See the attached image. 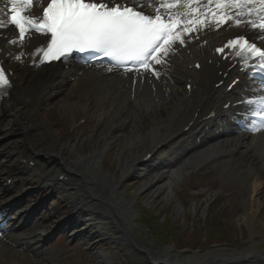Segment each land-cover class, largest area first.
I'll use <instances>...</instances> for the list:
<instances>
[{"label": "bare ground", "instance_id": "bare-ground-1", "mask_svg": "<svg viewBox=\"0 0 264 264\" xmlns=\"http://www.w3.org/2000/svg\"><path fill=\"white\" fill-rule=\"evenodd\" d=\"M44 1L33 0V5L27 7L28 11L33 13L34 7ZM0 9L4 11L7 9L6 1H0ZM257 32H259L258 29L237 27L234 22L216 27L211 20H206L205 26L199 27L198 31L186 34L187 45H180L178 41L176 42L169 62L161 66L162 77L157 80L147 75V79L143 78L140 82L143 75L137 76L135 73L129 74L122 71L108 72L100 67L78 69L70 64L62 69L57 67L54 71L59 74L51 78L52 85L55 86L57 92L63 88L68 91V94L80 93L79 99L87 98L89 102L79 100L75 101V105L97 110L98 122L103 114L108 115V118L104 120L105 124L86 137L91 149L88 157L84 155L68 157L66 153L73 152L74 146L68 142H60L58 138H54L46 145V139L42 137V129L47 128L39 114L49 99L48 85L45 84L48 80L38 76L39 96L33 102L25 94L23 83L34 81L35 74H32L30 66L25 65L21 73L17 70L13 72L11 89L2 104L0 152L11 147L20 154L24 153L33 157L36 154L41 155L43 150L47 149L49 152L47 162L52 161L46 164L50 165L47 167L52 169L59 166L61 171L72 170L70 166L74 163H84L86 173L89 174H86L84 181L77 184L76 188L79 186L83 188L85 195L81 198L89 199L92 195H96L97 200L100 201L94 202L100 213L97 212L93 216L96 217L95 219L88 218L94 222L91 223V230L102 234L104 233L102 222H114L118 234L116 240L114 239L115 242L123 244L129 249L128 251L138 246L141 257L139 264H264V249L259 250V245L264 239V130L255 138L243 134L238 136L231 133L217 134L223 131V123L220 120L208 129L215 120L201 119L204 111L211 106L209 103L217 104L219 100L227 96V93L210 86V79L213 76L206 72V65L201 71L191 72L186 68V65L192 63L195 57L206 55V49L212 44L230 35L251 36ZM0 37L1 44V39L4 41L1 30ZM203 40L205 43L197 46ZM37 41L42 46L45 43L42 37L29 40L31 43ZM120 72L124 76L119 75ZM164 72L167 77L163 76ZM19 74L20 79H15V76ZM74 75L79 77L69 86V78ZM174 75L192 79L196 87L191 96L187 97L183 86L171 78ZM125 76L128 79L136 77L135 80L138 82L133 84V79L124 80ZM65 87L68 88L64 89ZM203 95H207L204 103L201 102ZM198 106L200 110L192 127H200L199 130L183 132L184 125L178 126L188 121ZM216 117L220 119L219 115ZM126 123L130 124L128 129L124 127ZM17 131L22 133L24 139H22L23 145L19 147L4 140L5 136ZM53 133L56 137V132ZM201 133L205 140L195 148L190 138H195ZM109 148L116 152V157L120 161L121 174L118 178L102 170L99 164ZM193 151L197 152L191 154ZM147 153L151 155L144 160L143 157ZM209 161L214 162L217 169L227 177L237 178L246 185L249 184V179L253 180L249 186L253 187L254 192L243 200L242 209L237 214V218L242 221V228L248 232L249 248L234 254L216 252L213 255L178 257L174 251L170 252L168 249L160 252L155 247L144 246L140 243H134L135 246L125 245L126 238L132 240L130 230L136 223L138 212L134 208L135 198L129 199L124 194L125 189L128 188H124V183L134 180L133 184H137L138 189L146 188L153 195L161 193L170 199L172 186L184 171L199 168ZM23 165V163L20 165L21 170L16 169L10 175L22 176L21 174L25 173L23 170H26ZM32 170L28 168L27 172ZM49 182L51 180H48V184ZM104 188L109 190L108 195L101 194ZM97 190L99 194L94 193ZM255 194L258 195L257 198ZM113 214H117L118 218L112 220ZM78 220L82 221L81 218ZM257 238L260 240L257 241ZM5 239L19 242L20 245L24 243L28 244L27 246L35 245L33 236L25 238V241L13 231L5 233ZM0 244H2L0 251L3 247H8L4 241ZM100 255L104 257L103 254ZM48 256H50L49 253Z\"/></svg>", "mask_w": 264, "mask_h": 264}, {"label": "snow or ice", "instance_id": "snow-or-ice-1", "mask_svg": "<svg viewBox=\"0 0 264 264\" xmlns=\"http://www.w3.org/2000/svg\"><path fill=\"white\" fill-rule=\"evenodd\" d=\"M6 2L7 12L0 9V30L14 26L20 40L26 39L29 29L43 35L45 43L35 49L41 64L64 60L77 52L102 53L108 60V72L123 70L156 78L161 76L159 68L169 62L176 42L185 45L184 35L198 31L206 20L216 27L234 22L237 27L264 33V0H153L147 12L139 0H47L42 15L25 14V6L33 5V0ZM226 48L239 49V56L260 62L242 71L255 69L264 74V46L241 35L215 51L223 54ZM137 82L133 79V84ZM237 83L238 79L233 80L229 89ZM10 87L8 70L0 66V95ZM248 103L255 105L253 115L258 118L251 130L264 129V95Z\"/></svg>", "mask_w": 264, "mask_h": 264}, {"label": "rangeland", "instance_id": "rangeland-1", "mask_svg": "<svg viewBox=\"0 0 264 264\" xmlns=\"http://www.w3.org/2000/svg\"><path fill=\"white\" fill-rule=\"evenodd\" d=\"M58 101L60 102V100L57 99L55 104L52 105V108H53L52 112L55 113V114L54 113H52V114H54L55 116H59V118H57V121H59V120L63 121L64 123L62 125L67 131H65L64 128L60 129V127H58V125L55 123V119L52 118L51 116L49 117V120H51V122H53V123H52V125L50 123L49 124L47 123V125L49 127H51V129L53 128L52 130L59 131V133H58L59 137L58 138L60 140L69 141V140L74 139V138L77 139V135H78L79 141H77V144L75 145V150L78 154H80V153L81 154H87V152L90 151V147H89L90 144L86 141V137H88V135L91 133L92 125L94 123L96 124V122L94 121V116L93 117L91 115L89 116V120H87V123L84 125L82 130H80L81 132H77V130H76V131L71 132L72 133L71 134L69 129L72 126L73 117L76 116L75 117V120H76L79 117V114L75 115L76 112H74V108L72 109L73 111H68L67 107H63V108L60 107V104ZM85 132H87L88 134L87 135H81V133H85ZM106 154H108V155H106L108 157V161H110L109 160L110 156H113L117 160L116 172H114V173L109 172V173L112 174L113 177L115 176L114 178H118L121 174V168L119 165L120 164L119 158L116 157V152L112 148H109L107 150ZM103 160H105V158ZM103 160H102V162H103ZM116 160L113 161L115 164H116ZM210 176L212 177V179L217 180V182L214 185H212V188H211L212 190H210L208 192V194L210 197H214V195L218 196L219 195L218 193L221 190V188L218 185V183H220V181H218V180H221L222 178L221 177H215L214 172H212L210 174ZM226 182L231 183V181H226ZM202 183H204V181H202ZM128 189L129 190L124 191V194L129 199H132V197L135 195V192H137L136 193L137 198L135 200L134 208L138 212V217L136 219V223L131 227V230H130L131 235L137 241V243H140V244L142 243L143 245H146V246L155 245L159 249L160 252L165 250V249L172 248L175 245L176 246L175 249H177L176 250L177 255H179V256H185L186 254H192V253L200 254L203 252L215 253V252H219V251L234 254V253H238L240 251H243L244 249H248V247H249L248 232L246 231L245 228H242V224L241 225L238 224V223H240V221L237 219V217H235V218L238 220V222L235 220L234 217H232L235 221L232 223L233 229L229 230V232H226L225 231L226 229H224V233L222 234L224 239H229L231 241V243H232L231 246H224V244H216V243L213 245L204 244V243H202V241L196 243L194 240L197 239V237L200 240H203L204 237H202V236H205V235L204 234H200V235L197 234V237L191 238L193 235L192 234L193 228H192L191 220L187 221L188 224L186 222H184L183 225L180 223L182 226L185 227L186 230L189 231L187 233L189 236L181 237L183 235H181V236L176 235V237L173 238L174 242L169 243L170 240L166 241L167 238L165 237V235H159V234L157 235V232L153 228H150L149 225H147L145 223L141 214L144 213L145 211L149 210V211H152V212L158 214L159 218H161V220L167 219V217H168L167 214H168L169 216H171V220L180 221L181 217H182L181 211L172 202V198L169 199V198H167L168 196L161 195V193L153 195L150 191L140 193V192H138L139 190H138L137 184H133L132 186H129ZM108 191L109 190L107 188L102 189V192L104 194H107V195H108ZM140 195H142V196H140ZM203 197L199 196L197 203L204 204L206 198H203ZM221 200L218 199V201H221ZM165 206H167V209ZM234 207H231V209L233 210ZM164 209H165V211H167V214L162 216L161 213H163ZM189 210L191 211L190 204L187 207V211H189ZM201 211L203 212V208L200 207V213H198V215H202ZM206 214H207V210H206ZM226 214H227V211H226ZM224 222H226V221H224ZM229 222H232V221H229ZM222 225L224 226V224H222ZM176 227H177V225H174V228H176ZM174 228H172V229H174ZM258 240H260V239H257V241ZM150 241H151V243H150ZM192 243H194L193 247L195 245H197V246L199 245L200 247L206 246L207 248L204 249L203 251L197 250V249L186 250L187 248H192V247H190ZM65 245L66 244L64 242L58 243L56 245V247H58L60 250L66 251V249L64 247ZM101 247L102 248L105 247L103 243H101ZM259 248L264 249V239L262 240L261 244L259 245ZM71 255H72L71 253H65V255H64L65 261L62 263L63 264H80L78 261V258L77 257L72 258ZM134 257H136V256H134ZM134 257L132 258L133 264L138 261L136 258L134 259ZM31 264H34V263H31Z\"/></svg>", "mask_w": 264, "mask_h": 264}]
</instances>
